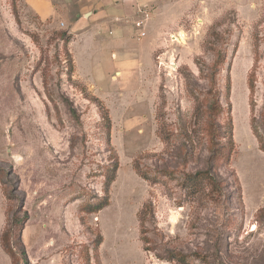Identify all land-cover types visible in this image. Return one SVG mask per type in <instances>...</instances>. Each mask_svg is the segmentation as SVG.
<instances>
[{"label": "rangeland", "instance_id": "374dc122", "mask_svg": "<svg viewBox=\"0 0 264 264\" xmlns=\"http://www.w3.org/2000/svg\"><path fill=\"white\" fill-rule=\"evenodd\" d=\"M139 1L74 25L0 0V237L24 217L29 264H264V0ZM215 143L221 195L191 176Z\"/></svg>", "mask_w": 264, "mask_h": 264}, {"label": "trees", "instance_id": "16d2710c", "mask_svg": "<svg viewBox=\"0 0 264 264\" xmlns=\"http://www.w3.org/2000/svg\"><path fill=\"white\" fill-rule=\"evenodd\" d=\"M222 62L223 60L218 57L215 60V62L212 64L214 67L213 70L209 74H207V77L212 85L215 84V72L217 71L216 66ZM217 92L215 91L213 100L208 103L207 110H208L209 120L211 114H218L221 112V106L219 104ZM224 148H225V144H219V143L212 144L208 149V155L205 159L204 167L200 170L191 173L193 179L198 178V179L206 180L207 183L210 185V190L213 192L212 194L218 191L219 192L218 195H221L220 191L222 187V181L218 177L216 168L218 164L217 160L221 155L220 150L221 149L223 150ZM23 219L24 217L22 218L7 217L6 228L1 233V237H0L1 244L11 256V260H12L11 264H19L20 260L23 261L24 264H29L26 251L24 248V244L21 239V231L23 229ZM15 224L17 226H15L14 228L13 226ZM11 235L14 238L13 243L10 242ZM15 249L17 250V252L15 251ZM17 254H19L20 257ZM193 255L196 258H200L203 262L207 261L205 256L199 253H194Z\"/></svg>", "mask_w": 264, "mask_h": 264}, {"label": "crops", "instance_id": "0c3cea01", "mask_svg": "<svg viewBox=\"0 0 264 264\" xmlns=\"http://www.w3.org/2000/svg\"><path fill=\"white\" fill-rule=\"evenodd\" d=\"M139 0H25L26 7L42 20L50 18L56 9L73 10L74 25L90 24L107 19L124 18L134 12ZM142 2V1H141Z\"/></svg>", "mask_w": 264, "mask_h": 264}, {"label": "built area", "instance_id": "2783aa9c", "mask_svg": "<svg viewBox=\"0 0 264 264\" xmlns=\"http://www.w3.org/2000/svg\"><path fill=\"white\" fill-rule=\"evenodd\" d=\"M136 25L139 26L140 25V22H136Z\"/></svg>", "mask_w": 264, "mask_h": 264}]
</instances>
